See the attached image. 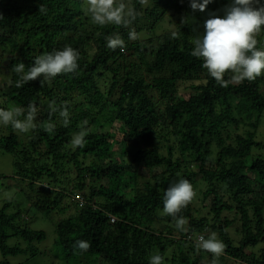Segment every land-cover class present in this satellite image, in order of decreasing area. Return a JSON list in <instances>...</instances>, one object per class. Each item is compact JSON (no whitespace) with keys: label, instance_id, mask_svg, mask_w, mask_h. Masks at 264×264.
Here are the masks:
<instances>
[{"label":"trees","instance_id":"obj_1","mask_svg":"<svg viewBox=\"0 0 264 264\" xmlns=\"http://www.w3.org/2000/svg\"><path fill=\"white\" fill-rule=\"evenodd\" d=\"M126 2L142 13L134 23L101 28L84 0H0V108H38L35 131L0 125V149L11 155L12 178L29 202L11 213L10 202L0 209V264L44 262L47 232L30 223L69 211L57 222V256L48 264H149L152 255L165 264H210L209 253L197 255L194 243L211 232L227 245L218 264H264V75L221 87L191 55L194 29L202 31L207 11L228 0L205 12H193L188 0H149L143 9L138 0ZM42 3L46 14L39 12ZM117 33L124 52L107 47L106 37ZM149 35L154 39L146 41ZM258 40L264 48V32ZM65 45L80 52L76 72L15 87L14 65L27 70L36 56ZM50 101L66 103L70 112L67 127L58 113L51 116L53 133L44 130ZM85 120L86 145L73 148ZM179 178L197 191L180 213L187 232L162 216L164 192ZM0 180L11 188L9 177ZM197 199L206 202V214L197 215ZM76 240L90 242V249L80 253Z\"/></svg>","mask_w":264,"mask_h":264},{"label":"clouds","instance_id":"obj_2","mask_svg":"<svg viewBox=\"0 0 264 264\" xmlns=\"http://www.w3.org/2000/svg\"><path fill=\"white\" fill-rule=\"evenodd\" d=\"M181 3L184 0H180ZM216 0H188L193 12H205L208 6ZM141 9L149 7V0H138ZM91 22L101 28L113 25L117 27H130L139 15L135 5L126 0H84L82 5ZM39 12L46 14L47 8L42 3ZM222 12V14H219ZM0 14V19H3ZM185 17L182 18L183 24ZM202 31L194 30L199 34L193 37L191 55L202 60V67L208 75L221 87L240 84L244 81L253 82L264 75V48L258 46V36L264 32V0H228L221 10L207 11V18L203 21ZM173 39H179V31L171 32ZM138 38L135 30L129 32V39ZM107 47L113 51L117 48L121 52L126 50L125 41L117 33L106 37ZM80 52L78 49L65 45L60 50H53L34 58L31 67L25 70L24 63L13 66L12 71L19 76L15 87L21 88L30 81L43 77L42 84L61 74L74 73L79 68ZM227 77V79H226ZM1 88V85H0ZM49 121L44 125L48 133L55 131V124L51 116L58 113L67 127L70 123L68 105L59 107L55 101H50ZM38 108L29 104L27 108L11 106L0 108V125L11 126L18 133L28 134L37 128L36 119ZM88 121H83L80 130L73 134L71 145L73 148H84ZM197 197L194 185L186 178H179L170 184L163 195V213L175 220V227L181 232H187V219L180 215ZM112 222L115 218H111ZM191 240V239H190ZM74 249L80 253L87 252L91 244L86 240H76ZM227 245L216 232H211L207 238L200 235L196 241V248L211 253L214 257L212 264H218V258L225 253ZM149 264H165L164 257L152 255Z\"/></svg>","mask_w":264,"mask_h":264},{"label":"rangeland","instance_id":"obj_3","mask_svg":"<svg viewBox=\"0 0 264 264\" xmlns=\"http://www.w3.org/2000/svg\"><path fill=\"white\" fill-rule=\"evenodd\" d=\"M164 27H166V29L169 27V25L167 23H164ZM173 26H171L170 28H172ZM163 29H160L159 32H162ZM154 36V34H153ZM154 37H152V35H149L146 39V41L149 40H153ZM261 132L263 134L264 137V124L261 127ZM119 158H122L121 156H119ZM13 161H12V157L9 154H4L2 153V150L0 149V176H5V177H9V180L7 182L8 185L11 186V188H7L4 187L1 183H3L4 181H6V179H4V181L0 180V209L4 206L5 203H12L11 207L9 208L8 212H13L15 209V205L17 203H21V204H28V199L24 196H21V193L18 192V187L16 186V181L12 178L13 177ZM195 209L199 212V214L197 213V215H204L206 214L205 211V205L206 202H202L201 200L197 199L195 200ZM70 214H73V211H69ZM69 213H64V214H60V213H53L50 217H39L35 220H33L30 223V226L34 229V230H44L47 232V238L45 241H43L40 245V248H42L44 252V254L42 255L44 262H38V264H48V262L51 260V258L55 255L57 256V254H55L58 250V248L55 246V241L57 238V234H56V228H57V222L65 219L66 217H68L70 214ZM162 216H165V214H162ZM213 220V218H212ZM187 227V226H186ZM232 233V232H231ZM231 237L236 240L237 242L240 239L239 235H231ZM15 241V240H14ZM236 242V243H237ZM194 243V242H193ZM196 244V243H194ZM46 245H48V248H50L48 251L46 250ZM49 245L51 247H49ZM262 247V245L260 246ZM259 247V248H260ZM259 248H254V249H250L248 251H255L258 252ZM200 251H197L198 254L200 255ZM2 259L1 256V252H0V260ZM57 259V257L55 258ZM214 257L212 256L211 253L207 254V261H210L209 263L212 264V261ZM12 262H16L15 260H11ZM54 261H51V263ZM54 264H59L58 262H54ZM233 264V263H232ZM234 264H239L237 262H234Z\"/></svg>","mask_w":264,"mask_h":264}]
</instances>
